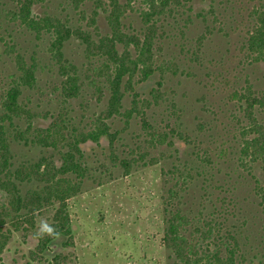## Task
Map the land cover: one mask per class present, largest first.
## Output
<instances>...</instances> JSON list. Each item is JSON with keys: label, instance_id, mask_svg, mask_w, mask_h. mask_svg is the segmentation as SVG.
I'll return each mask as SVG.
<instances>
[{"label": "rangeland", "instance_id": "rangeland-1", "mask_svg": "<svg viewBox=\"0 0 264 264\" xmlns=\"http://www.w3.org/2000/svg\"><path fill=\"white\" fill-rule=\"evenodd\" d=\"M179 1L183 5L177 8L180 13L158 24L155 57L159 63L170 65L163 74L156 73L135 85V91L140 98L150 99L151 90L160 81L163 100L147 110L148 120L165 131L166 125L178 128L185 141L172 137V146H157L126 171L123 159H130L129 150L143 142L140 122L134 116L125 127L119 117L110 120L111 131H119L113 145L105 137L97 144L88 141L80 145L87 175L79 193L66 202L71 238L54 240L51 253L38 261L31 252H35L38 238L52 223L55 210L36 212L32 224L23 223L17 230L5 218L3 230L9 229L11 236L0 253V264H170L171 253L162 242L166 228L162 198L180 178L188 182L177 199L183 213L195 219H214L222 233L234 234L240 245L239 264H264V217L252 195L251 179L235 161L243 121L237 97L250 87L264 99V62H253L246 50L254 26L253 11L264 0ZM15 3L0 0V100L16 72L14 54L6 52V45H13L25 59L32 55L37 60L36 88L24 89L19 98L34 115L32 126L50 127L56 115L63 112L69 127L88 131L94 116L106 107L108 93L94 78L82 41L72 37L62 50L65 59L78 67L81 79L78 97L63 101V78L47 50L51 38L43 34L36 39L28 30L7 22L4 15L15 9ZM141 7L140 2L134 3V11L127 12L122 20L125 31L143 30L135 11ZM92 11L91 2L76 9L73 0H36L32 6L34 15L55 16L96 38L87 20ZM95 27L99 35L109 33L102 11L98 12ZM89 63L98 65L95 59ZM130 101L126 95L124 109L129 108ZM257 116L264 124V110ZM15 123L26 128L21 121ZM10 142L14 168L41 157L52 158L57 166L60 163L55 150L12 139ZM174 167L181 169L180 174H169ZM36 187L35 182L19 185L22 193ZM54 255H58L57 261Z\"/></svg>", "mask_w": 264, "mask_h": 264}, {"label": "trees", "instance_id": "trees-1", "mask_svg": "<svg viewBox=\"0 0 264 264\" xmlns=\"http://www.w3.org/2000/svg\"><path fill=\"white\" fill-rule=\"evenodd\" d=\"M15 2V9L7 11L4 18L28 30L36 39H40L43 34L50 36L47 50L63 78L60 84L63 101L78 97L81 89L78 67L65 59L62 51L65 42L72 37L82 41L88 66L94 78L108 93L106 107L94 116L93 126L86 132L69 127L63 112L56 115L50 127L34 128L31 123L34 115L19 98L24 89L36 88L37 60L32 55L27 60L15 51L13 45H6V52L14 54L16 72L11 75L8 88L2 91L0 100V253L11 236L9 229L3 230L5 218L17 230L23 223L32 224L36 212L53 208V221L38 238L35 252H31V257L40 261L44 259V254L51 253L54 240L62 237L67 241L72 236L66 202L79 193L87 175L80 145L88 141L97 144L102 137L107 138L110 146L113 145L119 131H111L108 123L110 120L119 117L125 127L134 116L140 122L143 142L129 150L130 159H123L122 167L126 171L138 161L144 160L148 152L157 146H172V137L185 141L186 138L178 128L166 125L165 131L148 120L147 110L163 100L160 91L162 83L156 82V89L151 90L150 99L140 98L135 91V85L156 73L163 74V69L170 65V62L165 61L159 63L155 57L156 39L160 32L158 24L167 16L179 14L177 8L183 5L179 0H73L76 9L85 2L92 3L93 11L87 20L96 34V38H93L91 32L79 27L73 29L55 16L34 15L32 6L36 0ZM137 2L144 6L141 10H135L143 30L130 33L124 30L122 20L127 12L134 11V3ZM100 11L106 14L109 27V33L105 35H99L95 27V19ZM82 14V19H85V13ZM252 16L254 26L246 40V50L253 62H264V4L256 8ZM94 59L97 66L89 63ZM88 79L94 84L92 75ZM126 95L131 97V101L129 108L124 109L122 102ZM237 101L240 103L243 121L238 131L239 145L235 161L241 172L251 179L252 195L264 217V124L257 116L258 111L264 110V99L248 87L239 94ZM171 106L174 104L171 103ZM16 120L23 122L26 128H20ZM10 139L57 151L59 165L52 158L41 157L36 162L19 163L14 168ZM154 163H158L157 160ZM180 172L179 167H174L169 174ZM186 176L189 179L188 174ZM24 182H35L37 187L22 193L19 185ZM187 183V179H176V183L162 198L166 218L162 242L163 247L171 253L170 264H239L237 256L240 245L234 234L222 233L219 223L214 219L190 218L179 207L178 195L185 191ZM55 203L58 204L56 208ZM53 260L57 261L58 255H54Z\"/></svg>", "mask_w": 264, "mask_h": 264}]
</instances>
